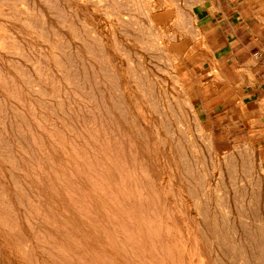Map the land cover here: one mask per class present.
Returning a JSON list of instances; mask_svg holds the SVG:
<instances>
[{
    "label": "rangeland",
    "instance_id": "obj_1",
    "mask_svg": "<svg viewBox=\"0 0 264 264\" xmlns=\"http://www.w3.org/2000/svg\"><path fill=\"white\" fill-rule=\"evenodd\" d=\"M72 1L73 0H63V1L55 0V3L52 2V4L49 3L45 5V2H44L42 4L37 3L34 5V0H31V1L30 0H9V1L0 0V20H1L0 25L2 24L0 27V40L5 42L4 44L10 48V50H8L9 48H6L5 51L0 50V53H1L0 54L1 55L0 56V70L2 69V71H0V79H1L0 80V92L3 91V93L1 92L3 96L1 95L2 97H0V100L2 98L4 99L0 101L2 102V106L4 102L7 100L5 103L7 107L5 105L4 107H2V109L3 108L5 109L6 107L5 109L6 113L4 109L0 111V113L2 112L0 114L1 115L0 118H2L0 119V125H1L0 132H2L0 133L1 134L0 145L3 144L2 142L7 140L6 142H4L3 145L0 146V157L3 158L2 163L5 166V168L9 169L11 173H14L16 172V167L18 168L19 166V165L18 166L15 165L16 163L10 164L11 162H7L9 155L7 156L4 154L5 152L9 154L10 151L7 152L6 148L8 146L11 148L14 145L15 146V147L13 146L14 150L12 151V153L10 152L11 153L10 156L15 152L16 153L13 154L12 157L14 155H18V157L19 155L21 156L23 155L22 157L20 156V158H23L29 161V163L27 164L28 166H31L33 169L31 170L30 169L31 167H29V170H31V173L35 171L34 172L35 174H40V176L41 177L43 176L42 178L44 179H46V177L47 179L52 178L56 182L58 181V179L63 178L64 180L67 181L68 178L71 179L72 173H79V174L85 173V174H82V179L83 180L85 179L84 180L85 182L82 185L80 184V186L83 187V190L75 191L74 190V187L76 186L75 183L74 185L71 182V180L68 179V182L66 183V185H64L65 182L63 184L60 183L62 182V179H61V181L59 180L56 183L53 180H50V182L52 183L53 181L56 185H58L56 186L58 188H62L63 186L69 187L71 188L70 191L60 189V193L57 194L56 192H53L51 190L49 191L43 190V193L44 195H46L47 197H50L53 200V203L49 202L51 205L48 203L49 209H47V211L52 210L55 212L54 215L57 216V218H55L54 220L55 227L57 228L59 235L65 238L64 242H61V243L67 245V247H68V244L71 245L72 249L73 248L78 249L80 252L79 255L84 260L85 259L88 260L90 264H167V263L168 264L170 263L172 264H177V263L178 264H205V263L206 264H212V263L213 264L215 263L216 264H228V263H231L232 259H236L238 257V254H240V250L242 249L244 250L242 251L247 254V259L249 258L252 264H264V169L261 163H259L258 154L254 149H251L250 147L242 143L236 144L235 147L231 151H225V150L218 149L215 146V141H214L216 137L213 131L211 130L210 124L205 122L207 118L205 117V114H203L201 110V106L208 109L209 107L215 106V105L214 103L213 104L210 103L208 100L203 101V105H200L197 102V99L199 97H201L202 99L212 98L214 102L217 97L224 98L231 94H234L235 92L234 90L236 88L233 89L230 83L232 84V80L234 83H236L235 81H237V77H235L234 73H232L231 71H226V70L220 71L217 69H213L215 65L212 62H210V58L208 57L209 56L208 48H210V44H209L210 42L208 39L204 38L205 33L203 31V28L202 29L199 28L197 19L192 13L191 8L185 7L186 0H77V1L75 0L73 1L74 3ZM249 1H250L249 6L248 7L246 6L243 9L244 11L243 14H244V19H245L243 26L245 27V29L240 30V32H243V34L246 32H254V34L257 37H259L260 54H262L260 55V65H262L260 68L261 69L260 77L264 78V0H249ZM86 2H90L91 6H89L90 5L89 3V4H86L88 5L87 7L85 5ZM94 2L96 4H94ZM14 4L15 5L17 4V5L15 6ZM17 6L18 8L16 9ZM28 10H29V13H28ZM43 10L45 11L44 12L45 14L43 13ZM46 12L48 15H50L49 17L46 16L47 15ZM51 20L54 22L52 23ZM86 22H88V24ZM54 25L56 26L57 29L55 28ZM3 26L5 27V29ZM7 26L10 28H8ZM20 27L21 29L25 30L24 31L25 35L28 36L29 34L28 32H31V34H33V35L29 34L28 36L29 38H31V40H33V41L30 40V42H33V43H30L27 36L23 35L24 34L22 32L23 30L21 31ZM61 29L65 31V34H64V31H62ZM19 30L21 31L20 33H19ZM77 34H80V37ZM17 35L18 37L22 36V38L21 37L17 38ZM45 35L47 36L44 37ZM66 36L69 40H67ZM32 37L35 38L37 41H35V39H33ZM39 37L43 39L42 45L39 43L40 41H42ZM73 37L76 39H74ZM70 40H72V43ZM82 40L84 41L85 45L83 43H80ZM61 41H64V43ZM36 42H38V44ZM54 42L56 45L54 44ZM76 42L77 43L79 42V44H77ZM242 42L245 45H247V42H249L248 37L247 38L245 37L244 40H242ZM75 44H77L78 48H75L77 47ZM37 45H41V48H39L40 46H37ZM45 45L47 48L45 47ZM34 47L37 49L35 50ZM55 48L58 51H56ZM66 49L67 51H65ZM42 50L44 51L43 52L44 54L41 52ZM89 51H91L90 52L91 55L90 53H88ZM3 52H4V56L6 57L7 55L9 56L8 57L9 59L7 58V60H2V58L6 59V57H4L2 54ZM62 53L64 54L63 56H62ZM36 54H37V57H36ZM84 54L87 57H85ZM46 55L48 56L49 60L51 59L50 62H52L53 64L48 61ZM89 55L91 57H89ZM64 56H65V59L63 58L64 59L63 60L62 57ZM43 59H45V61H43ZM19 61H20V64H18ZM38 61L40 63H38ZM69 61L71 64L68 63ZM21 62L23 64H21ZM48 63L50 64L49 66H47ZM78 64L82 67H80ZM5 66L7 67V69L5 68ZM45 66H46V69L44 68ZM22 67H23V70H22ZM60 67H64V68H60ZM66 67L67 68L70 67L69 68L70 71L67 70ZM34 68H36L37 70L36 69L34 70ZM72 68H74L73 71H71ZM42 69H44V72ZM56 69L59 71V73H57L58 71L57 72L55 71ZM86 69H87V72L85 71ZM96 69L98 71H96ZM39 70L42 72L41 74L40 72H38ZM81 70H84V71H81ZM45 71H48L47 74L45 73ZM61 71L64 73L65 76H63V73ZM7 72L8 73L13 72V73L12 74L9 73V75H7L8 74ZM72 72L74 75L72 74ZM18 73H20L21 76H19ZM76 73L80 74V77H79L80 79L77 77ZM81 73H84V74H81ZM1 74H4V75L1 76ZM49 74L51 76L53 74L55 75H53L54 77L52 76V79H51L50 78L51 76L46 77ZM11 75H14V76L12 77ZM33 75L35 76L33 77ZM37 75H41V76L43 75L45 78H43L42 76L40 79V77ZM241 75L242 77H240V80L246 79V76L243 72L241 73ZM7 76L9 77V81H7L8 79ZM83 76L85 79H83ZM74 77L78 78V80L75 79ZM99 77L102 79H100ZM136 77L137 78L139 77L140 79L138 78L136 81ZM57 78L60 79V83ZM131 78L137 83V85L136 83H134L133 80H131ZM28 79L31 81H34L37 79L41 81L42 83L44 81L46 83L48 82L47 86L44 82L45 84L44 90L46 89V92L43 91L44 93H47V95L45 94L46 95L45 96L43 95L44 93H42V95L41 94L37 95V97L35 95L34 97L33 94L29 93L31 91L27 92L28 90L26 86H27V83L29 82ZM54 79H57V81ZM64 79L65 80L68 79L69 82L70 81L71 82L68 83V81H65ZM71 79H73L74 81ZM2 80H4V82ZM11 81H13V84L15 81H19L20 84L18 82V83H15V85L13 84L11 85ZM96 81L99 82L100 84L97 83ZM8 82H10V84H8ZM3 83L4 84L6 83L7 85H4ZM52 83H54L53 86H52ZM48 84H50V86ZM56 84H58V86ZM64 84L66 85V87H64L65 86ZM59 85H62L64 90L61 89L62 86L60 87V89H58ZM21 86H24L25 89L22 90L23 87ZM54 86L58 88L55 87L56 88L55 89ZM110 86L112 87L111 92L109 91ZM13 87L15 88L13 89ZM19 87H21V90L24 91L26 95L23 92L21 93V90ZM8 88L10 89V91L14 90L13 93L6 92L5 89L7 90ZM139 88L142 90H139ZM50 89L51 91H48ZM131 89H133V91ZM58 90H61V91L59 92ZM92 90L94 93L92 92ZM64 91L66 93L68 91V93L64 94ZM62 92H63V95H62ZM13 94H15L16 96L14 97ZM30 94L33 96H31ZM95 94L97 96L96 99H94ZM100 94L102 95L101 97L103 99L100 97ZM106 96H108V98ZM24 97L25 98L27 97V98L25 99ZM33 97L35 98V100ZM46 97L47 99L49 98L48 102H46L47 101L45 99ZM56 97H58L59 99ZM98 97L100 98V100H98L99 99ZM8 98L12 102L14 100L13 103H17V104H11L12 102H10ZM37 99L39 101H36ZM66 99L67 101H65ZM115 99H117L118 102L121 104V105L120 104L118 105L120 106L118 109L119 110L121 109L120 111L124 110L123 112L125 116L123 115V112L120 113L119 110H117V107H113V106H112L113 108L111 107L112 109L108 108V110H110L111 115L109 113L106 116H108L110 119L113 116H114L113 118H117V119L120 118V123L127 121L126 123H123V124L125 125L127 123L128 124L130 123L134 127H137L136 130L141 129L140 125H144V124L147 125V127L142 126V129L143 131L144 130L147 131V135L149 137L146 136L147 141L143 138H142V141L139 138H136L135 142H136L137 147H145L148 145H152L150 149H151V152L154 154L155 153L158 154L159 152L162 154L163 153L172 154V159L169 161L159 156L156 157L154 163H152V168L153 166L154 168H153V172L151 169V172L154 174V176H155V172H158L159 175L155 176V180L152 184L150 183L143 184L142 182L140 183L135 182L134 180L135 179L137 180L138 177L133 167L134 163L132 164L130 163L128 165L127 163H123V164L120 163L121 161H123V159L120 155L119 157L121 159L117 156L118 153L116 152V150H114L113 152L112 150L114 149L113 147L111 148V146H107V144H106V147H103V148L98 144L96 146L95 139H91L90 143L93 142L92 146L86 143L87 140L85 137L88 134V131L92 129L95 125H97L96 124L97 122L99 125H101L100 123L102 121L100 120V117L102 116L101 115L102 112H100V109L103 106L102 104L106 103L107 101L109 102V100L113 104L115 102ZM105 100L106 102H104ZM55 101L57 102L55 103ZM63 101L65 102L64 104H63ZM68 101H69V104L71 103L70 106L68 104ZM96 101H97V104H96ZM100 102H103V103H100ZM9 103L11 104V106ZM28 103L31 109L28 107ZM66 103H67V106L65 107ZM45 104L48 106V108H46ZM59 104L62 106V108L61 106H58ZM133 104H135L136 106H134ZM18 106L24 109L25 111L22 112L23 110H21ZM78 106H80V109L78 108ZM91 106L95 107L96 110L91 108ZM13 107H16V108L12 110ZM73 107L74 109H72ZM140 107L143 109H141ZM8 108L9 110L7 111ZM44 108L45 110H43ZM127 108L130 109L131 113L129 110H127ZM35 109L37 111L36 113L34 111ZM49 109L51 111H49ZM0 110H1V106H0ZM18 110H19V113H18ZM27 110H30V111L33 110V111L27 112ZM58 110H60L61 113L65 115L60 114V111L58 112ZM63 110L66 112L65 113L62 112ZM88 110L90 111L88 112ZM126 110L129 111V113ZM139 111L140 113L141 111H143L142 112L143 114H140ZM4 113L8 114L9 116L14 115L16 113L14 116L16 118L12 116L11 117L12 119L11 118L9 119V116L7 115L6 117ZM24 113H26V115H24ZM31 113H33L34 115H32ZM55 113H57V115H55ZM85 113L90 114V115H86ZM118 113L121 114L120 115L121 117H118L119 116ZM76 114H77V118L75 116ZM28 115H29V119L27 118ZM41 116H46V118L42 117L43 118V121H42L40 120ZM56 116L58 117L56 118ZM142 116L145 119L142 118ZM58 118L60 119L62 118L63 120H60ZM7 119L10 121L13 120L12 121L13 124H11V122L8 121ZM46 119H48L47 120L48 123H46ZM52 120L53 121L56 120V123H54L55 121L53 122ZM68 120H71V123L78 125V126L70 124V121ZM74 120L76 121L75 123L73 122ZM94 120L96 122H94ZM7 121L8 123H6ZM16 121L18 122L20 121L21 126ZM29 121L30 123H33L34 125L33 127H31L32 124L30 125ZM40 121L41 122L45 121L43 123L42 128L39 127V125L41 126L42 124L40 123ZM80 121H83L82 122L83 124L85 123L84 126L90 127L89 124H91L92 127L82 129L84 126L79 125L81 123ZM136 121L139 123H137ZM51 122L53 123L52 125L49 124ZM4 124L5 125L7 124L6 125L7 127L5 126L6 128L4 127ZM64 125L67 128L70 126L71 127V128L69 127L70 130L69 128L68 129L65 128ZM152 125L153 126L155 125L156 128L154 127L155 128L154 129ZM28 126L30 127V129ZM49 126H52L50 128L51 130L49 129ZM9 127L11 128L14 127V129H11ZM15 127H17V129L19 128L21 131L16 132L17 129L15 130ZM56 127L59 128V131L61 134L59 133L58 129L54 130L56 133L55 132L53 133L52 129L53 128L55 129ZM63 127L66 131H64ZM8 128L9 130H12L8 132L9 137L8 135H5V133H7L8 131ZM76 128L78 131L76 130ZM26 129L28 131H23ZM44 129L48 130V132H46V130ZM87 129L88 131L86 132L85 130ZM94 130H95L94 134L96 133L99 134V136L97 137L102 138L103 136H106L105 131L102 132L101 130V133H100V131L97 128H95ZM94 130H92V133ZM184 130L186 131L185 133H184ZM75 131L77 133H75ZM14 132L17 134H15ZM18 132L20 136L18 135ZM33 132L35 133L37 132L36 133L37 135L33 134ZM45 132L47 134L51 133L50 135H47L48 139H50L49 140L50 143H48L49 142L47 141L48 139L45 138V135H46ZM157 132H158V136H157ZM22 133L25 135L24 139L26 140L24 141L26 144L24 143L23 140H21L23 138L22 136H24ZM25 133L28 135L27 137H29L28 138L29 142L35 145H31L27 141L28 139L26 138ZM63 133L66 135H63ZM38 134L40 136H38ZM57 134L59 137L60 135H63V136L62 138L60 137L62 140H59L56 142L55 140L60 139V138H57L58 137ZM113 134H115V132H113L112 130L110 132L109 131L107 132L106 138L108 141H111L115 137V135L113 137ZM189 134L191 136H189ZM51 135H52V139H54L53 141L50 138ZM67 135L69 136V138L67 137ZM81 135H83L84 137L83 136L81 137ZM5 136L7 139H5ZM41 136L43 137L41 138ZM31 137L33 140L31 139ZM37 137H40L41 139H44V140H41ZM12 138L13 140L15 139L14 142L11 141ZM2 139H4V141ZM35 139L36 140L39 139L40 141H42V149H41V146L39 145H38L39 147L37 146V143H35L36 141ZM67 140H70V141H67ZM80 140L82 142H85L86 145L82 143ZM9 141H11L12 145L10 144ZM60 141L61 143L63 142L64 147L67 148V150H65L66 148L64 149L65 152L69 151L68 154L70 153V155H72L73 152L75 151L73 148L75 145L74 143H76V145H78L79 147H83L85 151L82 148L81 157L79 158V155H77L78 154L77 153L76 155H74V158L76 160L75 162L81 160L84 163L81 161H79L80 163H75L74 160L72 161V159L70 158V155L68 157L60 155L61 152L59 150H56V151H59L58 154H56L54 152L55 150L53 151L52 148L54 145H57L55 143H58ZM15 142L16 143L18 142V143L15 144ZM45 142L49 144L48 145L49 147L51 146L50 147L51 150L48 148V146L46 147L47 144L45 145ZM6 143L7 145H5ZM65 143L67 144V146ZM20 144L23 146V148L22 146H20ZM27 145L29 148L27 147ZM16 147H19V149H17ZM70 147L72 148L69 149ZM15 148L17 151H15ZM35 148L38 150H35ZM79 149L81 148H78L77 151ZM105 149H107V151L108 150L110 151L106 152ZM46 150L47 151L50 150V151L47 152ZM70 150H72V152ZM20 151L21 153L17 154V152H20ZM40 151L43 152V154H41ZM25 152H26V155H24ZM36 152L39 154V156ZM45 152H47L48 154L52 153L51 155H53L55 160H52L53 161L52 162L50 155H48L47 153L45 154ZM33 153L35 154L36 158L34 157V159L36 160L35 161L31 160L32 161L31 163L29 158L33 157L34 155ZM79 154H80V150H79ZM27 155H30V156H27ZM44 155L49 156V158L47 156L48 160L47 158H45ZM5 156H7L6 157L7 159L5 158ZM88 156L90 158H88ZM38 157H41L42 159ZM11 158H9V161ZM77 158L79 160H77ZM37 159H40V161H38ZM113 159H115L116 161ZM43 160L47 165H43L44 163ZM46 161H48L49 163ZM77 164H80L82 167H84V169L88 168L89 171L87 170V172H83L80 170L81 168L80 169L75 168L74 166H76ZM129 167L133 169H130ZM43 169L46 171H43ZM73 169H76V171ZM154 169H155V172H154ZM51 170L52 171L58 170V171H55V172L53 171L51 174L50 173ZM62 171L63 173L65 172L66 176L65 174L63 175V177L61 176L63 174L61 173ZM119 171H122V173H120ZM138 171L140 170H137V172ZM69 172L70 173L72 172L71 175ZM118 172L120 173V175H118L119 174ZM42 173H44V175H41ZM132 173H133V176L135 175L134 177L132 176ZM163 173H169L171 178ZM79 174H78V177L80 180ZM126 174L128 177H126ZM50 175H52V177ZM86 175H88L87 178H84ZM121 175L126 178H129L130 176L129 178L130 180L127 181L128 179L125 178L126 181H124L123 183V181H121V178H122ZM0 178H1V182H0V189H1L3 185L6 186L8 183L5 182L3 175L2 176L0 175ZM107 178H109L110 180H107ZM111 178L114 180V182L111 180ZM208 178L210 179L212 178V179L209 180ZM32 179L33 181L31 180V184L33 185L34 189L37 187L44 186V184L42 185V183L39 181L38 177H33ZM169 179H171V182L169 181ZM156 181L157 182L159 181V182L157 183ZM125 182H127L128 184L126 185ZM107 184H109V187ZM209 184L211 186H209ZM142 185L145 187L139 190L138 187H142ZM172 185H173V189H172ZM177 185L180 187V189ZM242 186H244V188L246 189H244ZM56 187H53V188H56ZM160 187L162 188V190ZM208 187H209V190H208ZM127 188L128 190H126ZM144 189H146L147 191ZM164 189L165 190L167 189L168 192L166 191L163 193ZM220 190L222 191L221 193H220ZM166 193L168 194V196ZM38 194L42 195L39 192ZM38 194H36V196ZM125 194H128L129 197H127ZM14 195H17V193L16 194L14 193ZM121 195L122 196L124 195V196L121 197ZM216 195H218V197ZM219 195H221V199H223L222 201ZM34 196L35 194H33L32 196L33 199H34ZM91 196L94 198L95 197L97 198L108 197L107 199L109 200V203H110L109 205H112L111 208L109 207L108 209L110 210V212H113L115 210L114 208H116L115 210L116 213L120 211L121 217L124 218L120 220L121 223L115 225V223H113L114 221H111L112 223H110L109 224L110 226H109L107 225L109 222L106 221L105 223L104 221V223L106 224V227H105V224L103 223L104 219L100 220L103 224L97 225L101 223L98 220V218L100 219V217L94 216L93 218V216H90V220L92 224H94L92 225V227L94 226L95 227L98 226V227H97V230L94 229L95 227L94 228L89 227V229L90 228L91 229L87 231L84 228V225H85L84 223H86V225L88 226H90V224L87 222H84V218L79 213L80 210L75 205L78 202V200H80L83 197L82 198L83 200L81 202L84 205H86V208L93 207L91 206L90 202H88ZM70 197H73V200H75L76 202L75 201L71 202L72 200L70 199ZM27 198H29V196ZM111 200H114V201H111ZM195 201L196 203H194ZM100 202H102V200H100ZM198 202L200 203V206H198L200 211L202 213L203 211L207 212L209 216H208L207 224H203V223H202L203 225L200 224L199 229L196 231V234L198 237L196 238L197 239L196 240V239H192L188 237L187 235L188 233H187L185 226H187V229L191 226V218L193 217V215H196L195 213H198L197 212L198 208H196L195 210L196 204ZM118 203L119 205H116V207H114V204H118ZM216 203L218 204L216 205ZM106 204L108 205V203ZM223 204L224 206L227 207V209H229L228 211L231 212L232 215L229 213H226V214L223 213L227 211L226 207L224 206L222 207ZM2 206L3 205L1 204V207ZM209 206H212V207L210 208ZM118 207H119V210H117ZM178 207L180 208V210L178 209ZM86 208L84 209L85 213L87 211ZM102 208L103 207L99 206V208L97 209L101 210ZM10 209L11 208H9L8 211L11 213ZM97 209H95V212L98 211ZM177 210L179 211L178 213H177ZM4 211H5V207L4 208L2 207V209L0 208L1 213ZM10 213H9V216L13 218L12 214ZM60 213H62L65 217L63 218L62 223L60 222L61 220V218L59 217ZM43 214H45V212ZM210 214L212 217L210 216ZM198 216H200V218L203 219V215H198ZM228 216L230 217V219ZM52 217L53 216H51V218ZM58 218L60 220H58ZM95 218H97V220ZM209 219L211 223L209 222ZM57 220L59 223L57 222ZM186 221L188 223H186ZM95 222L97 224H95ZM224 222H226L228 225ZM209 223L212 227L211 229L209 228L210 226ZM119 225H122V226H119ZM28 227L30 228V226ZM99 227H102V228H99ZM79 228L83 229L81 234L84 236H80L78 239V236L81 235L80 232L78 231ZM158 230L161 232L162 240H161L160 234H156V233H160ZM6 232H7L6 234L7 239L9 240V241L7 240L6 244L12 245L13 247L14 243L18 242L16 239V237H18V232L13 229L9 230V228L7 229ZM125 232H127L128 235ZM30 233L33 236L32 240H34L35 244H36L37 239L41 240V244L42 243L44 244V242H46L45 240V238H47L46 235H45L46 237L44 238L43 234L41 235L36 234L35 236L33 232H30ZM88 233H89V237L87 235ZM95 233H97L96 237L98 238L99 242L96 238L91 236V235H94ZM98 235L100 236L98 237ZM112 235L114 236V239L116 238L115 240L112 238L113 237ZM103 236H105L104 237L105 240L103 239ZM85 237H87V243L89 244H86ZM151 237L154 239H152ZM238 239L241 241L243 248H241V244ZM111 240L116 243L113 244ZM100 241L102 242L104 241V243ZM108 241H110L111 243H109ZM195 243L197 244V247ZM41 244H38L37 242L38 247L45 248L46 244L45 245L43 244L41 245ZM80 244H84L82 248L79 247ZM125 244H127V246H124ZM28 245L29 243L26 241L24 244H22L21 250L26 251L25 249H27ZM108 245L110 247H108ZM198 245L201 247L199 248ZM109 251L113 253L111 254L109 253ZM41 252L42 251H40V253ZM1 255L3 256V253ZM42 255L39 254L36 257L26 256L22 264H37L38 261H39L38 262L39 264H42V262L43 264L44 263L49 264L50 262L52 264H64L61 258H56L55 260V259L48 258L46 257V255H44L46 257V258L44 257L45 258L44 259V258H41L43 257ZM38 256L41 260L38 258ZM48 259H50V261ZM213 259H215L216 262ZM44 260L47 261V263L44 262ZM65 261L71 264H81L78 261H73V260L66 259V258H65ZM202 261L203 263H201ZM5 262H6L5 258L0 259V264H5Z\"/></svg>",
    "mask_w": 264,
    "mask_h": 264
},
{
    "label": "bare ground",
    "instance_id": "obj_2",
    "mask_svg": "<svg viewBox=\"0 0 264 264\" xmlns=\"http://www.w3.org/2000/svg\"><path fill=\"white\" fill-rule=\"evenodd\" d=\"M9 1V0H8ZM31 1V0H30ZM61 1H63V0H61ZM73 1H75V0H73ZM72 1V2H73ZM77 1V0H76ZM45 2V5L46 4H52V2H54L55 3V0H34V5L35 4H42V3H44ZM96 2V1H95ZM94 2V4H96ZM19 3V2H18ZM71 3V2H70ZM74 3V2H73ZM79 3V2H78ZM77 3V4H78ZM90 2H86L85 3V5L86 4H89ZM64 4V3H63ZM15 5V4H14ZM17 5V4H16ZM15 5V6H16ZM20 6V5H19ZM87 7H88V5H86ZM89 6H91V3H90V5ZM43 7V6H42ZM58 7V6H57ZM18 8V6L16 7V9ZM37 8V7H36ZM59 8V7H58ZM71 8V7H70ZM83 8V7H82ZM85 8V7H84ZM22 9V8H21ZM20 9V10H21ZM30 9V8H29ZM41 9V8H40ZM46 9V8H45ZM49 9V8H48ZM27 10V9H26ZM73 10V9H72ZM23 11H24V9H23ZM32 11V10H31ZM45 11L43 10V13H44ZM70 12V11H69ZM101 12V11H100ZM28 13H29V10H28ZM27 13V14H28ZM71 13V12H70ZM76 13H77V11H76ZM93 13V12H92ZM45 14V13H44ZM46 14H47V12H46ZM35 15V14H34ZM44 16V15H43ZM47 17H49L50 15H46ZM45 16V17H46ZM81 16H82V14H81ZM46 17V18H47ZM71 17V16H70ZM80 17V16H79ZM24 19V18H23ZM26 19V18H25ZM40 19V18H39ZM51 19V18H50ZM64 19V18H63ZM81 19H83V18H81ZM28 20V19H27ZM38 20V19H37ZM48 20V19H47ZM46 20V21H47ZM1 21V20H0ZM41 21V20H40ZM52 21V20H51ZM50 21V22H51ZM81 21V20H80ZM10 22V21H9ZM54 21H52V23H53ZM91 22V21H90ZM70 23V22H69ZM87 24H88V22H86ZM10 24V23H9ZM33 24V23H32ZM68 24V23H67ZM2 25V24H1ZM1 25H0V27H1ZM16 25V24H15ZM65 25V24H64ZM69 25V24H68ZM6 26V25H5ZM9 26V25H8ZM7 26V27H8ZM12 26H13V24H12ZM55 26V25H54ZM82 26V25H81ZM4 27V26H3ZM22 27V26H21ZM21 27H20V29H21ZM40 27V26H39ZM66 27V26H65ZM8 28H10V27H8ZM15 28V27H14ZM19 28V27H18ZM23 28V27H22ZM35 28V27H34ZM46 28V27H45ZM55 28H56V26H55ZM75 28H77V27H75ZM3 29V28H2ZM4 29H5V27H4ZM13 29V28H12ZM57 29V28H56ZM71 29V28H70ZM23 30V31H22ZM62 30V29H61ZM77 30V29H76ZM75 30V31H76ZM79 30V29H78ZM81 30V29H80ZM21 31L24 33L23 35H25V30L24 29H21ZM20 30H19V33L21 32ZM38 31H39V29H38ZM62 31H64V30H62ZM68 31V30H67ZM93 31H95V30H93ZM30 35H33V34H31V32H28ZM41 33V32H40ZM44 33H46V32H44ZM74 33V32H73ZM77 33V32H76ZM92 33V32H91ZM27 34V33H26ZM29 34H28V36H29ZM64 34H65V31H64ZM82 34V33H81ZM22 35V34H21ZM55 35H56V33H55ZM79 37H80V34H77ZM9 36H11V35H9ZM25 36H27V35H25ZM27 36V38L29 39V42H30V40H31V38H29ZM47 35H45L44 37H46ZM53 36V35H52ZM67 36H68V34H67ZM67 36H66V38H67ZM21 38H22V36H20ZM20 37H18V35H17V38H20ZM38 37V36H37ZM36 37V38H37ZM63 37H64V35H63ZM77 37V36H76ZM85 37V36H84ZM92 37V36H91ZM102 37V36H101ZM159 37V36H158ZM157 37V38H158ZM33 38V37H32ZM42 41H40L39 43L42 45V42H43V39L41 38V37H39ZM60 38H61V36H60ZM74 38V37H73ZM100 38V37H99ZM103 38V37H102ZM33 39H35V38H33ZM38 39V38H37ZM39 39V40H40ZM46 39V38H45ZM62 39H64V38H62ZM74 39H76V38H74ZM79 39V38H78ZM104 39V38H103ZM25 40H27V39H25ZM48 40V39H47ZM46 40V41H47ZM51 40V39H50ZM67 40H69L68 38H67ZM89 40V39H88ZM14 41H16V40H14ZM31 41H33V40H31ZM35 41H37L36 39H35ZM52 41V40H51ZM55 41H56V39H55ZM71 41V43H72V40H70ZM74 41V40H73ZM78 41H80V40H78ZM83 41V40H82ZM80 42V43H83L84 44V41L83 42ZM94 41V40H93ZM102 41V40H101ZM13 42V41H12ZM58 42V41H57ZM61 42H63L64 43V41H61ZM60 42V43H61ZM66 42V41H65ZM69 42V41H68ZM75 42V41H74ZM156 42V41H155ZM5 42H3V41H1L0 40V50H2V51H5L6 50V48H9L8 46H6L5 44H4ZM30 43H33V42H30ZM37 44H38V42H36ZM36 43H35V45H36ZM62 43V44H63ZM70 43V44H71ZM77 43V42H76ZM89 43V42H88ZM100 43V42H99ZM153 43V42H152ZM158 43V42H157ZM157 43H155V44H157ZM47 44V43H46ZM54 44H55V42H54ZM74 44V43H73ZM77 44H79V42L77 43ZM77 44H75L76 46H77ZM93 44V43H92ZM154 44V43H153ZM14 45V44H13ZM34 45V44H33ZM34 45V46H35ZM41 45H37V46H40L39 48H41ZM53 45V44H52ZM56 45V44H55ZM65 45V44H64ZM74 45V46H75ZM85 45V44H84ZM108 45V44H107ZM44 46V45H43ZM42 46V47H43ZM51 46V45H50ZM59 46V45H58ZM58 46H56V47H58ZM68 46H70V45H68ZM68 46H66V47H68ZM73 46V45H72ZM81 46V45H80ZM88 46H90V45H88ZM99 46V45H98ZM33 47V46H32ZM36 47V46H35ZM34 47V49L36 50L37 48H35ZM45 47H46V45H45ZM44 47V48H45ZM62 47V46H61ZM87 47V46H86ZM150 47V46H149ZM47 48V47H46ZM49 48V47H48ZM75 48H78V46L77 47H75ZM89 48V47H88ZM63 49H65V48H63ZM72 49V48H71ZM81 49V48H80ZM90 49V48H89ZM8 50H10V48L8 49ZM55 50H56V48H55ZM76 50V49H75ZM92 50V49H91ZM46 51V50H45ZM56 51H58V50H56ZM63 51V50H62ZM65 51H67V49L65 50ZM82 51V50H81ZM93 51V50H92ZM33 52V51H32ZM42 53L44 52L43 50L41 51ZM64 52V51H63ZM70 52V51H69ZM74 52V51H73ZM83 52V51H82ZM82 52H81V54H82ZM91 51H89L88 53H90ZM23 53H25V52H23ZM39 53V52H38ZM48 53V52H47ZM58 53V52H57ZM56 53V54H57ZM66 53V52H65ZM84 53V52H83ZM1 54V53H0ZM3 54V56H4V52L2 53ZM35 54V53H34ZM44 54V53H43ZM67 54V53H66ZM16 55V54H15ZM53 55V54H52ZM64 54L62 53V56H63ZM68 55V54H67ZM85 55V54H84ZM90 55H91V53H90ZM89 55V57H91ZM1 56V55H0ZM14 56V55H13ZM17 56V55H16ZM47 56V55H46ZM61 56V55H60ZM66 56V55H65ZM65 56L64 57H62V59L64 58L65 59ZM70 56V55H69ZM4 57H6V56H4ZM9 56L7 55V57H6V59H3L2 58V60H7V58H8ZM18 57V56H17ZM16 57V58H17ZM32 57V56H31ZM36 57H37V54H36ZM53 57V56H52ZM71 57V56H70ZM73 57V56H72ZM77 57V56H76ZM85 57H87L86 55H85ZM93 57V56H92ZM97 57V56H96ZM15 58V59H16ZM24 58V57H23ZM59 58H61V57H59ZM74 58V57H73ZM72 58V59H73ZM98 58V57H97ZM108 58V57H107ZM9 59V58H8ZM14 59V58H13ZM12 59V60H13ZM26 59V58H25ZM33 59V58H32ZM41 59V58H40ZM47 59H48V56H47ZM63 59V60H64ZM67 59H68V57H67ZM1 60V61H2ZM11 60V61H12ZM18 60H19V58H18ZM22 60V59H21ZM28 60V59H27ZM35 60V59H34ZM38 60V59H37ZM51 60V59H50ZM50 60L48 59V61L50 62ZM75 60V59H74ZM73 60V61H74ZM89 60V59H88ZM10 61V60H9ZM40 61V60H39ZM38 61V63H40ZM42 61V60H41ZM43 61H45V59H43ZM59 61H61V60H59ZM71 61V60H70ZM70 61L68 62V63H70ZM72 61V62H73ZM84 61H85V59H84ZM97 61V60H96ZM100 61V60H99ZM7 62V61H6ZM23 62H24V60H23ZM27 62V61H26ZM47 62V61H46ZM63 62V61H62ZM75 62V61H74ZM91 62V61H90ZM124 62V61H123ZM16 63V62H15ZM29 63V62H28ZM44 63V62H43ZM50 63H52V62H50ZM76 63V62H75ZM86 63V62H85ZM85 63H83V64H85ZM94 63V62H93ZM92 63V64H93ZM3 64H5V63H3ZM17 64V63H16ZM18 64H20V61L18 62ZM21 64H23L22 62H21ZM53 64V63H52ZM55 64V63H54ZM56 64H57V62H56ZM60 64H61V62H60ZM71 64V63H70ZM80 64V63H79ZM78 64V65H79ZM82 64V65H83ZM27 65V64H26ZM50 64L48 63V65L47 66H49ZM63 65V64H62ZM66 65H68V64H66ZM65 65V66H66ZM2 66V65H1ZM33 66V65H32ZM57 66V65H56ZM56 66H54V67H56ZM80 66V65H79ZM86 66V65H85ZM13 67H14V65H13ZM42 67V66H41ZM51 67V66H50ZM53 67V66H52ZM58 67V66H57ZM73 67V66H72ZM80 67H82V66H80ZM3 68V67H2ZM5 68L7 69V67L5 66ZM10 68V67H9ZM45 69H46V66L44 67ZM60 68H64V67H60ZM67 68V67H66ZM69 68L70 67H68L67 68V70H69ZM78 68V67H77ZM76 68V69H77ZM36 68H34V70H35ZM41 69V68H40ZM50 69V68H49ZM48 69V70H49ZM73 69L74 68H72V70L71 71H73ZM79 69V68H78ZM82 69V68H81ZM16 70V69H15ZM22 70H23V67H22ZM37 70V69H36ZM43 70V72H44V69H42ZM66 70V71H67ZM0 71H2V69L0 70ZM9 71V70H8ZM29 71H30V69H29ZM50 71V70H49ZM53 71V70H52ZM56 72L58 71L57 69L55 70ZM70 71V70H69ZM81 71H84V70H81ZM86 72H87V69L85 70ZM96 71H98L97 69H96ZM38 72H40V74L42 73L40 70L38 71ZM47 72L48 71H45V73L47 74ZM51 72V71H50ZM62 72V71H61ZM68 72V71H67ZM75 72V71H74ZM78 72V71H77ZM80 72V71H79ZM4 73V72H3ZM8 73V72H7ZM9 73H13V72H9ZM9 73L7 74V75H9ZM23 73V72H22ZM26 73V72H25ZM32 73V72H31ZM34 73V72H33ZM44 73V74H45ZM55 73V72H54ZM57 73H59V71L57 72ZM63 73V72H62ZM85 73V72H84ZM84 73H81V74H84ZM99 73V72H98ZM6 74V73H5ZM19 74V76H21L20 75V73H18ZM38 74V73H37ZM52 74V73H51ZM66 74V73H65ZM72 74H73V72H72ZM72 74H71V76H72ZM77 74V73H76ZM87 74V73H86ZM85 74V75H86ZM2 75H4V74H1V76ZM24 75V74H23ZM53 75H55V74H53ZM52 75V76H53ZM59 75V74H58ZM74 75V74H73ZM79 75V76H78ZM84 75V76H85ZM12 77L14 76V75H11ZM10 76V77H11ZM35 75H33V77H34ZM37 76H39L40 77V79H41V77L43 76H41V75H37ZM48 76H51L50 74L49 75H47L46 77H48ZM52 76L50 77L51 79H52ZM63 76H65L64 75V73H63ZM62 76V77H63ZM84 76H83V79H85L84 78ZM125 76V75H124ZM8 77V76H7ZM11 77V78H12ZM17 77V76H16ZM15 77V78H16ZM32 77V76H31ZM31 77H30V79H31ZM54 77V76H53ZM56 77V76H55ZM76 77V76H75ZM74 77V78H75ZM77 77L79 78L80 77V74L78 73L77 74ZM4 78V77H3ZM28 78V77H27ZM36 78V77H35ZM43 78H45L44 76H43ZM42 78V79H43ZM61 78V77H60ZM68 78V77H67ZM78 78H75V79H77L78 80ZM81 78H82V76H81ZM87 78V77H86ZM100 78V77H99ZM139 78V77H138ZM137 77H136V81H137V79H138ZM5 79V78H4ZM13 79V78H12ZM18 79V78H17ZM25 79V78H24ZM58 79V81H59V83H60V79L59 78H57ZM57 79H54V80H56L57 81ZM63 79V78H62ZM80 79V78H79ZM97 79H98V77H97ZM100 79H102V78H100ZM135 79V78H134ZM140 79V78H139ZM1 80V79H0ZM14 80V79H13ZM16 80V79H15ZM20 80V79H19ZM23 80V79H22ZM29 80V79H28ZM45 80V79H44ZM46 80H47V78H46ZM53 80V81H54ZM65 80V79H64ZM63 80V81H64ZM69 80H70V78H69ZM69 80L68 79H66L65 81H68V83H70L69 82ZM71 80H73V79H71ZM82 80V79H81ZM129 80V79H128ZM131 80H133L132 78H131ZM3 82H4V80H2ZM6 81V80H5ZM7 81H9V77H8V79H7ZM6 81V82H7ZM24 81V80H23ZM22 81V82H23ZM53 81H51V82H53ZM74 81V80H73ZM72 81V82H73ZM99 81V80H98ZM134 81V80H133ZM19 81H15L14 82V84H13V81H11V85L13 84V85H15V83H18ZM45 82V81H44ZM44 82L42 83L41 81H39V80H34V81H31V80H29V82L27 83V86H26V88H27V92H29V91H31V92H29V93H31V94H33L34 95V97H35V95H36V97H37V95H42V93H44L43 91H45L46 92V89L44 90V88H45V84H46V86H47V83L45 82V84H44ZM51 82H50V84H51ZM83 82V81H82ZM97 82V81H96ZM127 82V81H126ZM55 83V82H54ZM54 83H52V86H53V84ZM58 83V82H57ZM66 83V82H65ZM97 83H99V82H97ZM133 83V82H132ZM134 83H136L135 81H134ZM2 84V83H1ZM4 84V83H3ZM8 84H10V82H8ZM19 84H20V82H19ZM25 84V83H24ZM44 84V85H43ZM50 84H48L49 86H50ZM67 84V83H66ZM78 84V83H77ZM100 84V83H99ZM131 84V83H130ZM129 84V85H130ZM4 85H7L6 83L4 84ZM4 85H2V86H4ZM10 85V86H11ZM26 85V84H25ZM57 86H58V84H56ZM65 85V84H64ZM98 85V84H97ZM132 85V84H131ZM136 85H137V83H136ZM17 86V85H16ZM15 86V87H16ZM49 86H48V88H49ZM62 85H59V88L58 87H56V86H54V88L56 87V88H58V89H60V87H61ZM105 86H106V84H105ZM15 87H13V89L15 88ZM21 87H23L22 88V90L23 89H25V87L24 86H21ZM21 87H19L20 88V90H21ZM64 87H66V85L64 86ZM139 87V86H138ZM47 88V87H46ZM55 88V89H56ZM97 88V87H96ZM100 88V87H99ZM104 88H106V87H104ZM112 87L110 86V88H109V91L111 92L112 91V89H111ZM130 88V87H129ZM2 89H4V88H2ZM12 89V88H11ZM52 89H53V87H52ZM61 89H63L64 90V88H63V86H62V88ZM101 89V88H100ZM111 89V90H110ZM137 89V88H136ZM8 90V91H7ZM5 89V91L6 92H12L13 93V91L14 90H12V91H10V89L8 88V89ZM21 90V93L23 92L24 93V91H22ZM68 90V89H67ZM106 90H108V89H106ZM132 91H133V89H131ZM139 90H142V89H140L139 88ZM4 91V92H5ZM15 91H16V89H15ZM48 91H51V89L50 90H48ZM47 91V92H48ZM59 92L61 91V90H58ZM96 91H97V89H96ZM102 91V90H101ZM131 91V92H132ZM135 91H137V90H135ZM2 93H3V91H1ZM1 92H0V97H2L3 95L1 94ZM54 92H56V91H54ZM58 92V93H59ZM88 92V91H87ZM92 92H93V90H92ZM108 92V91H107ZM107 92H106V94H107ZM109 92V93H110ZM125 92V91H124ZM17 93H19V92H17ZM66 92L64 91V94H65ZM67 93H68V91H67ZM66 93V94H67ZM94 93V92H93ZM98 93V92H97ZM100 93V92H99ZM108 93V94H109ZM25 94V93H24ZM30 94V95H31ZM47 95V93H44L43 95ZM50 94H51V92H50ZM112 94V93H111ZM111 94H110V96H111ZM132 94V93H131ZM136 94V93H135ZM2 95V96H1ZM8 95V94H7ZM9 95H10V93H9ZM12 95V94H11ZM14 95V97L16 96L15 94H13ZM26 95V94H25ZM33 95H31V96H33ZM45 95V96H46ZM56 95V94H55ZM62 95H63V92H62ZM99 95V94H98ZM103 95H104V93H103ZM134 95V94H133ZM19 96H20V94H19ZM23 96V95H22ZM48 96H49V94H48ZM59 96V95H58ZM61 96V95H60ZM94 96V95H93ZM102 95L100 94V97H101ZM5 97V96H4ZM11 97V96H10ZM13 97V98H14ZM28 97V96H27ZM26 97V98H27ZM33 97V98H34ZM64 97H66V96H64ZM96 94H95V98L94 99H96ZM107 98H108V96H106ZM17 98V97H16ZM16 98H15V100H16ZM23 98V97H22ZM25 98V97H24ZM25 98V99H26ZM29 98V97H28ZM40 98V97H39ZM56 98H58V97H56ZM99 98V97H98ZM102 98V97H101ZM151 98V97H150ZM3 99V98H2ZM2 99L0 100V101H2ZM7 99V98H6ZM44 99V98H43ZM47 101L46 102H48V99H47V97L45 98ZM52 99H53V97H52ZM59 99V98H58ZM89 99V98H88ZM103 99V98H102ZM101 99V100H102ZM134 99V98H133ZM4 100V99H3ZM8 100L10 101V99L8 98ZM29 100V99H28ZM34 100H35V98H34ZM55 100H57V99H55ZM70 100V99H69ZM98 100H100V98L98 99ZM150 100V99H149ZM7 101V100H6ZM6 101L4 102V104H3V106H2V102H0L1 103V110L0 111H2L3 109H2V107H4V105H5V103H6ZM19 101V100H18ZM25 101V100H24ZM36 101H39L38 99L36 100ZM60 101V100H59ZM61 101H62V99H61ZM65 101H67V99L65 100ZM10 102H12V101H10ZM13 102H14V100H13ZM11 103V104H17V103ZM27 102V101H26ZM57 101H55V103H56ZM71 102V101H70ZM73 102V101H72ZM104 102H106V100L104 101ZM113 102V101H112ZM170 102V101H169ZM36 103V102H35ZM34 103V104H35ZM38 103V102H37ZM43 103H44V101H43ZM62 103V102H61ZM60 103V104H61ZM65 102L63 101V104H64ZM100 103H103V102H100ZM111 103V101L109 100V102L107 101L106 103H104V104H102L103 106L101 107V109H100V112H102L101 113V117H100V115H99V117H100V120L102 121L100 124L101 125H99L98 124V122L96 123L97 125H95L92 129H90L89 131H88V129L87 130H85L86 132L88 131V134L86 135V140H87V142L86 143H88V145H91L92 146V143H90L91 142V139H95V144H96V146H97V144L98 145H100L102 148L103 147H106V144H107V146H111V148L113 147L114 149H112L113 150V152H114V150H116V152L118 153V157H119V155L122 157V159H123V161H121L120 163H127V165L128 164H132V163H134V165H133V167H134V170L136 171L135 173H137V180L135 179L134 181L135 182H137V183H140V182H142L143 184L144 183H150V184H152L153 182H154V180H155V176H158L159 174H158V172H155V169H154V172H155V176H154V174L152 173L153 172V168H154V166H153V168H152V163H154V161H155V159H156V157H161V158H163V159H166L167 161H169V160H171L172 159V154H169V153H158V154H154V153H152L151 152V149H150V147H152V145H148V146H145V147H137L136 146V142H135V139L136 138H139L141 141H142V138L143 139H147L146 138V136L147 137H149L148 135H147V131H143V129H142V126H144V127H147V125H140V127H141V129L140 130H136V128L137 127H134L132 124H123V123H126V122H123V123H120V118H113L114 116H113V114H112V118L110 119L108 116H106V115H108L109 113H110V110H108V108H110V109H112L113 107H117V110H119L118 108L120 107V106H118L120 103L118 102V100L117 99H115V102L111 105L110 104ZM10 104V103H9ZM11 104H10V106H11ZM24 104V103H23ZM33 104V103H32ZM48 104V103H47ZM58 105V106H61V105ZM68 104H69V101H68ZM71 104V103H70ZM70 104H69V106H70ZM74 104V103H73ZM72 104V105H73ZM81 104H83V103H81ZM96 104H97V101H96ZM136 104V103H135ZM135 104H133L134 106H136ZM26 105H27V103H26ZM36 105V104H35ZM49 105V104H48ZM71 105V106H72ZM80 105V104H79ZM121 105V104H120ZM171 105V104H170ZM6 107H7V105H5ZM30 106H31V104H30ZM39 106V105H38ZM45 106H46V108H48V106L45 104ZM64 106V105H63ZM67 106V103H66V105H65V107ZM77 106V105H76ZM84 106V105H83ZM86 106V105H85ZM100 106V105H99ZM105 106V107H104ZM113 106V107H112ZM132 106V105H131ZM6 107H5V109H6ZM16 107H17V105H16ZM16 107H13L12 108V110L14 109V108H16ZM19 107V106H18ZM27 107V106H26ZM28 107H29V103H28ZM27 107V108H28ZM33 107V106H32ZM75 107V106H74ZM74 107L72 108V109H74ZM98 107V106H97ZM112 107V108H111ZM20 108V107H19ZM27 108H25V109H27ZM30 108V107H29ZM28 108V109H29ZM59 108V107H58ZM61 108H62V106H61ZM71 108V107H70ZM78 108L80 109V106H78ZM77 108V109H78ZM91 108H93V109H95L96 110V108L95 107H92L91 106ZM106 108V109H105ZM126 108V107H125ZM138 108H139V106H138ZM141 108V107H140ZM164 108V107H163ZM5 109H4V111H5ZM18 109V108H17ZM21 110H23L22 112H24L25 110L24 109H22V108H20ZM31 109V108H30ZM42 109V108H41ZM55 109V108H54ZM64 109V108H63ZM66 109V108H65ZM69 109V108H68ZM67 109V110H68ZM141 109H143V108H141ZM147 109H149V108H147ZM151 109V108H150ZM9 110V108L7 109V111ZM43 110H45V108L43 109ZM99 110V109H98ZM97 110V111H98ZM121 110V109H120ZM119 110V112L121 113V112H123V111H120ZM127 110H129L130 111V109H128L127 108ZM126 110V111H127ZM155 110H156V108H155ZM173 110V109H172ZM16 111V110H15ZM14 111V112H15ZM28 111H30V110H27V112ZM31 111H33V110H31ZM30 111V112H31ZM35 111V113L37 112L36 111V109L34 110ZM49 111H51L50 109H49ZM56 111V110H55ZM60 110H58V112H59ZM71 111H73V110H71ZM77 111V110H76ZM80 111V110H79ZM90 110H88V112H89ZM92 111V110H91ZM129 111H127L128 113H129ZM10 112V111H9ZM57 112V111H56ZM62 112H66V111H62ZM78 112V111H77ZM77 112H75V113H77ZM87 112V113H88ZM93 112V111H92ZM91 112V113H92ZM143 111H141V113H140V111H139V113L140 114H143L142 113ZM155 112V111H154ZM2 113V112H1ZM0 113V114H1ZM5 113H6V111H5ZM4 113V114H5ZM18 113H19V110H18ZM17 113V114H18ZM21 113V112H20ZM46 113H47V111H46ZM45 113V114H46ZM68 113V112H67ZM66 113V114H67ZM71 113V112H70ZM81 113V112H80ZM87 113H85L86 115H90V114H87ZM115 113V112H114ZM120 113H118L119 114V116L118 117H121L120 115ZM130 113H131V111H130ZM136 113V112H135ZM14 114V113H13ZM16 114V113H15ZM15 114L14 115H11V116H9L8 114H5V116L7 117V115L9 116V119L13 116H15ZM22 114V113H21ZM20 114V115H21ZM32 115H34L33 113H31ZM51 114H53V113H51ZM60 114H62L61 113V111H60ZM94 114V113H93ZM117 114V113H116ZM137 114V113H136ZM19 115V116H20ZM24 115H26V113H24ZM55 115H57V113H55ZM62 115H65V114H62ZM79 115V114H78ZM82 115H83V113H82ZM110 115H111V113H110ZM123 115H124V112H123ZM131 115V114H130ZM151 115V114H150ZM1 116V115H0ZM4 116V117H5ZM23 116V115H22ZM35 116H36V114H35ZM72 116H74V115H72ZM76 116V118H77V114L75 115ZM125 116V115H124ZM144 116V115H143ZM142 116V118H144ZM152 116V115H151ZM3 117V116H2ZM21 117V116H20ZM42 117H45L46 118V116H41V119L40 120H42L43 121V118ZM58 116H56V118H57ZM62 117V116H61ZM65 117V116H64ZM63 117V118H64ZM96 117V116H95ZM137 117V116H136ZM14 118H16V117H14ZM28 119H29V115H28V117H27ZM70 118V117H69ZM124 118V117H123ZM127 118V117H126ZM0 119H2V118H0ZM12 119V118H11ZM27 119V120H28ZM32 119V118H31ZM58 119H60V118H58ZM57 119V120H58ZM145 119V118H144ZM151 119H152V117H151ZM4 120V119H3ZM8 120V119H7ZM17 120V119H16ZM26 120V119H25ZM47 120L48 119H46V123H48L47 122ZM60 120H63L62 118L60 119ZM95 120H96V118H95ZM94 120V122H96ZM125 120V119H124ZM2 121V120H1ZM6 121V120H5ZM8 121H10V120H8ZM8 121L6 122V123H8ZM13 121V120H12ZM12 121H10L11 122V124H13V122ZM31 121V120H30ZM30 121H29V124L31 125L32 124V126L31 127H33L34 125H33V123H30ZM53 121V120H52ZM55 121V122H54ZM53 122L54 123H56V120H54ZM68 121H70V124H72V125H75V124H73V123H71V120H68ZM79 121V120H78ZM16 122H18V121H16ZM45 122V121H44ZM44 122H41L40 121V123H42L41 124V126L39 125V127H41L42 128V126H43V123ZM65 122V121H64ZM74 123L76 122L75 120L73 121ZM81 123L79 124V125H82V126H84V124L82 123L83 121H80ZM122 122V121H121ZM137 122V121H136ZM143 122V121H142ZM141 122V123H142ZM148 122V121H147ZM39 123V122H38ZM66 123H67V121H66ZM65 123V124H66ZM90 123V122H89ZM131 123H132V121H131ZM137 123H139V122H137ZM3 124V123H2ZM18 124L20 125L21 123H20V121L18 122ZM27 124V123H26ZM49 124H53L52 122L51 123H49ZM63 124V123H62ZM77 124V123H76ZM135 124V123H134ZM147 124V123H146ZM7 125V124H6ZM5 124H4V127L6 126ZM16 125H17V123H16ZM45 125V124H44ZM57 125V124H56ZM90 125V127H92L91 126V124H89ZM137 125V124H136ZM12 126H14V125H12ZM21 126V125H20ZM19 126V127H20ZM36 126V125H35ZM68 126V125H67ZM75 126H78V125H75ZM179 126V125H178ZM0 127H1V125H0ZM2 127H3V125H2ZM7 127V126H6ZM5 127V128H6ZM18 127V126H17ZM17 127H15V130L17 129ZM29 127V126H28ZM27 127V128H28ZM52 126H49V129L51 128ZM55 127V126H54ZM64 127H65V125H64ZM64 127H63V129H64ZM70 127V126H69ZM68 127V128H69ZM89 126L88 127H86V126H84L82 129H84V128H90ZM149 127V126H148ZM152 127L154 128H156V126L154 125H152ZM9 128H11V127H9ZM9 128H8V131H7V133L9 132V131H12V130H9ZM34 128H36V127H34ZM44 128V127H43ZM65 128H67V127H65ZM67 128V129H68ZM71 128V127H70ZM70 128H69V130H70ZM95 128H97L99 131H100V133H101V130H102V132H104L105 131V135L107 136V132L109 131H113V132H115V134H113V137H114V135H115V137L111 140V141H108L107 140V138H106V136H101L102 138H100V137H97V136H99V134L98 133H96V134H94L95 133ZM152 128V129H153ZM154 128V129H155ZM11 129H14V127H12ZM19 129V128H18ZM16 130V132L17 131H21L20 129L19 130ZM22 129V128H21ZM29 129H30V127H29ZM56 129H58V131H59V128H53L52 130H53V133L55 132L54 130H56ZM79 129V128H78ZM151 129V130H152ZM189 129V128H188ZM1 130H2V128H1ZM7 130V129H6ZM43 130V129H42ZM44 130H46V129H44ZM51 130V129H50ZM60 130H61V128H60ZM69 130H67V131H69ZM76 130H77V128H76ZM92 130H94L93 131V133H92ZM159 130V129H158ZM23 131H28L27 129L26 130H23ZM22 131V132H23ZM34 131V130H33ZM57 131V132H58ZM64 131H66L65 129H64ZM63 131V132H64ZM72 131V130H71ZM78 131V130H77ZM157 131V130H156ZM3 132H5V131H3ZM46 132H48V130H46ZM45 132V133H46ZM52 132V131H51ZM81 132H82V130H81ZM148 132H150V131H148ZM186 131L184 130V133H185ZM0 133H2V132H0ZM7 133H5V135H8V137H9V133L7 134ZM15 133V132H14ZM37 133V132H36ZM35 132H33V134H36ZM53 133H52V135H53ZM56 133V132H55ZM59 133H60V131H59ZM65 133V132H64ZM63 133V135H66V134H64ZM75 133H77L76 131H75ZM84 133V132H83ZM12 134H13V132H12ZM15 134H17V133H15ZM23 134V133H22ZM26 134V133H25ZM51 133H46V135H45V138H47L48 139V136L47 135H50ZM61 134V133H60ZM59 134V135H60ZM18 135L20 136V134H19V132H18ZM17 135V136H18ZM24 135V134H23ZM37 135V134H36ZM52 135L50 136V138H51V140L53 141L54 139H52ZM63 135H60V137L62 138V136ZM109 135H111V134H109ZM171 135V134H170ZM176 135V134H175ZM0 136H1V134H0ZM18 136V137H19ZM28 135L26 134V138L28 139L29 137H27ZM35 136V135H34ZM38 136H40L39 134H38ZM47 136V137H46ZM57 136H58V134H57ZM78 136V135H77ZM83 135H81V137H82ZM154 136V135H153ZM157 136H158V132H157ZM189 136H191L190 134H189ZM195 136V135H194ZM23 138L21 139V140H26V139H24V137H25V135L24 136H22ZM43 136H41V138H42ZM59 136L57 137V138H60ZM65 137V136H64ZM67 137L69 138V136L67 135ZM75 137H76V135H75ZM84 137V136H83ZM110 137H112V136H110ZM1 138V137H0ZM4 138V137H3ZM11 138V137H10ZM21 138V137H20ZM19 138V139H20ZM37 138H39V139H41L40 137H37ZM56 138V137H55ZM57 139V140H55L56 142L57 141H59V140H62V139ZM108 138H109V136H108ZM159 138V137H158ZM178 138H179V136H178ZM188 138V137H187ZM189 138H191V137H189ZM5 139H7L6 138V136H5ZM16 139H17V137H16ZM31 139H32V137H31ZM39 139H35L36 141H35V143H37V146L39 145V146H41V149H42V141H40ZM65 139H67V138H65ZM64 139V140H65ZM76 139H77V137H76ZM83 139V138H82ZM3 141H4V139H2ZM8 140H9V138H8ZM11 140V139H10ZM33 140V139H32ZM41 140H44V139H41ZM50 139H48L47 141H49ZM64 140H63V142H64ZM71 140V139H70ZM70 140H67V141H70ZM79 140V139H78ZM110 140V139H109ZM139 140V141H140ZM148 140H149V138H148ZM160 140H161V138H160ZM177 140H179V139H177ZM183 140H184V138H183ZM7 141V140H6ZM6 141H4V142H6ZM11 141H15V139L13 140V138H12V140ZM11 141H9L10 142V144H11ZM18 141V140H17ZM20 141V140H19ZM28 142H29V139L27 140ZM81 141V140H80ZM93 141V140H92ZM147 141V140H146ZM4 142H2L3 144H4ZM8 142V143H9ZM12 142V143H13ZM27 142V143H28ZM32 142H34V141H32ZM63 142L61 143V141L60 142H58V143H55V144H57V145H54L53 146V148H52V150L56 153V154H58V152L60 151L61 153H60V155H62V156H69L70 155V153L68 154V152H65V150H67V148L66 147H64V145H63ZM66 142V141H65ZM82 142V141H81ZM1 143V142H0ZM18 143V142H17ZM16 142H15V144H17ZM24 143H25V141H24ZM30 144H31V142H29ZM48 143H50V141L48 142ZM53 143V142H52ZM67 143V142H66ZM65 143V144H66ZM82 143H84L85 144V142H82ZM161 143H162V141H161ZM188 143V142H187ZM3 144H1V145H3ZM10 144H8V145H10ZM14 144V143H13ZM22 144V143H21ZM20 144V146H22ZM26 144V143H25ZM25 144H23V145H25ZM30 144H28V145H30ZM47 143L45 142V145H46ZM75 145H74V152H75V154H74V152H73V154L72 155H70V158L72 159V161L74 160V162L76 161L75 160V158H74V155H76L77 153V155H79V158L81 157V151H82V148L83 147H79L78 145H76V143H74ZM194 144V143H193ZM0 145V146H1ZM5 145H7V143L5 144ZM12 145V144H11ZM28 145H27V147H28ZM31 145H35V144H31ZM49 144H47L46 145V147L48 146ZM51 145V144H50ZM71 145H72V143H71ZM80 145V144H79ZM86 145V144H85ZM14 146V145H13ZM7 147L6 149H7V152H11L12 153V151L14 150V147ZM18 146V145H17ZM38 146V147H39ZM43 146H44V144H43ZM66 146H67V144H66ZM69 146H70V144H69ZM83 146V145H82ZM165 146V145H164ZM51 147V146H50ZM50 147L48 146V148L50 149ZM81 148V149H79L80 150V154H79V150L77 151V149L78 148ZM135 147H136V149H135ZM3 148H4V146H3ZM17 149H19V147H16ZM16 148H15V151H17L16 150ZM22 148H23V146H22ZM29 148V147H28ZM62 150H61V149ZM66 148V149H65ZM72 147H70L69 149H71ZM93 148H95V147H93ZM101 148V149H102ZM107 148H109V147H107ZM25 149V148H24ZM23 149V150H24ZM45 149V148H44ZM47 149V148H46ZM65 149V150H64ZM84 149V148H83ZM5 150V149H4ZM20 150H21V148H20ZM26 150V149H25ZM35 150H38V149H36L35 148ZM35 150H34V152H35ZM51 150V149H50ZM50 150H48V151H50ZM56 150H59V151H56ZM73 150V149H72ZM72 150H70L71 152H72ZM88 150V149H87ZM91 150V149H90ZM193 150V149H192ZM2 151V150H1ZM33 151V150H32ZM43 151V150H42ZM47 151V150H46ZM47 151V152H48ZM84 151H85V149H84ZM105 151L106 152H108V151H110V150H108L107 151V149H105ZM182 151V150H181ZM5 152V151H4ZM9 152V154L8 153H4L5 155H9V157H8V159L6 158L7 156H5V158L8 160L7 162H11L10 164H13V163H16L15 165H19L20 166V168H19V166H18V168L16 167V172H14V173H11V171H9V169H7V168H5V166L3 165V163H2V159L3 158H1L0 157V175L2 176L3 175V177H4V180H5V182H7L8 184L6 185V186H4L3 185V187L0 189V208L2 209V207L4 208L5 207V211L4 212H0L1 213V215H0V259L1 258H5V260H6V262H5V264H22L23 262H24V258L26 257V256H34V257H36L37 255H42V254H44V255H46V257H48V258H51V259H55L56 260V258H61L62 260H63V262H64V264H71V263H69V262H66L65 261V258L66 259H70V260H73V261H78V262H80L81 264H90L89 263V261L88 260H84L79 254H80V252H79V250L78 249H76V248H71V245H69L68 244V247H67V245H65V244H62L61 242H64V240H65V238H63L61 235H59V233H58V230H57V228L55 227V218H57V216L56 215H54V211H47V209H49V204L52 202L53 203V200L50 198V197H47L46 195H44V193H43V190L44 191H46V190H51V191H53V192H56L57 194L58 193H60V189H64V190H66V191H70L71 190V188H69V187H62V188H58V187H56V186H58V185H56L55 183L56 182H58L59 180L61 181V179H62V182H60L61 184H63L64 182V185H66V183L68 182V179H70V178H68L67 179V181L66 180H64L63 178H61V179H58V181H54L52 178H50V179H47V177H46V179H44V178H42L41 176H40V174H35L34 172L33 173H31V170H33L32 169V167L31 166H28V164L27 163H29V161H27V160H25V159H23V158H20V156L21 155H19V157H18V155H14L13 157H12V155L13 154H15V153H13L11 156H10V153ZM27 152V151H26ZM26 152H25V154L24 155H26ZM38 152V151H37ZM36 152V153H37ZM44 152V151H43ZM43 152H41L40 151V153L41 154H43ZM47 152H45V154L47 153ZM54 152H53V154H54ZM19 153H21V151L20 152H17V154H19ZM32 153V152H31ZM30 153V154H31ZM34 154V153H33ZM38 154V153H37ZM36 154V155H37ZM48 154V153H47ZM52 154V153H51ZM51 154H48V155H50V158H51V161L52 160H55V158L53 157V155H51ZM32 155V154H31ZM47 155V156H48ZM23 156V155H22ZM21 156V157H22ZM27 156H30V155H27ZM38 156H39V154H38ZM45 156V158H47V156L46 155H44ZM54 156H55V154H54ZM95 156V155H94ZM4 157V156H3ZM12 157V158H11ZM34 157H35V154L33 155V157H30L29 159H30V162L32 163V161L31 160H33V161H35L36 159H34ZM42 157H43V155H42ZM78 157V156H77ZM83 157V156H82ZM112 157V156H111ZM117 157V158H118ZM9 158H11L10 159V161H9ZM25 158V157H24ZM33 158V159H32ZM36 158V157H35ZM38 158H40V159H42L41 157H38ZM48 158H49V156H48ZM48 158H47V160H48ZM87 158V157H86ZM88 158H90L89 156H88ZM120 158V157H119ZM197 158V157H196ZM40 159H37L38 161H40ZM84 159V158H83ZM121 159V158H120ZM199 159H200V157H199ZM218 159V158H217ZM77 160H79L78 158H77ZM113 160H115V159H113ZM4 161H6V160H4ZM37 161V162H38ZM49 161H50V159H49ZM79 161H81V160H79ZM79 161H77V162H75V163H80ZM116 161V160H115ZM6 162V163H7ZM42 162V161H41ZM43 162H44V160H43ZM46 162H48V161H46ZM53 162V161H52ZM81 162H83V161H81ZM88 162V161H87ZM104 162V161H103ZM19 163V164H18ZM34 163V162H33ZM49 163V162H48ZM84 163V162H83ZM6 165V164H5ZM32 165V164H31ZM43 165H47L45 162L43 163ZM115 165V164H114ZM13 166V165H12ZM34 166V165H33ZM37 166V165H36ZM77 166V167H76ZM76 166H74L75 168H81L80 170L81 171H83V172H87V170H88V168L87 169H84V167H82L80 164H77ZM81 166V167H80ZM101 166H102V164H101ZM105 166V165H104ZM116 166V165H115ZM115 166H114V168H115ZM14 167V166H13ZM29 167H31L30 169L31 170H29ZM45 167V166H44ZM52 167V166H51ZM55 167V166H54ZM91 167H92V165H91ZM128 167V166H127ZM53 168V167H52ZM117 168V167H116ZM120 168V167H119ZM130 169H133V168H131V167H129ZM18 169V170H17ZM51 169V168H50ZM90 169V168H89ZM106 169V168H105ZM121 169V168H120ZM130 169H128V170H130ZM151 169H152V172H151ZM194 169V168H193ZM14 170H15V168H14ZM73 170H75L76 171V169H73ZM118 170V169H117ZM127 170V169H126ZM133 170V171H134ZM137 170H140V171H142V172H140V171H138L137 172ZM169 170H170V168H169ZM190 170V169H189ZM43 171H46V170H44L43 169ZM54 172L55 171H58V170H53ZM52 170L50 171V173L52 174V172H53ZM80 171V172H81ZM89 171V170H88ZM125 171V170H124ZM120 173H122V171H119ZM118 172V173H119ZM130 172V171H129ZM128 172V173H129ZM132 172V171H131ZM170 172H171V170H170ZM193 172V171H192ZM31 173V174H30ZM47 173V172H46ZM61 173H63V171L61 172ZM60 173V174H61ZM70 173V172H69ZM72 173V172H71ZM71 173H70V175H71ZM89 173V172H88ZM112 173V172H111ZM120 173L118 174V175H120ZM126 173V172H125ZM141 173V174H140ZM57 174H58V172H57ZM60 174H59V176H60ZM65 174V172L61 175L62 177H63V175ZM78 174L79 173H72V175H71V182L74 184H76V186L74 187V190L75 191H78V190H83V187L82 186H80V184L82 185V184H84V180L82 179V174H85V173H80L79 175H80V180H79V177H78ZM163 174H165V175H167V176H169L170 177V175H169V173H163ZM192 174V173H191ZM41 175H44V173H42ZM45 175H47V174H45ZM56 175V174H55ZM123 175V174H122ZM121 175V176H122ZM130 175V174H129ZM193 175V174H192ZM51 177H52V175H50ZM65 176H66V174H65ZM84 176V175H83ZM87 176L88 175H86L84 178H87ZM131 176V175H130ZM130 176H129V178H130ZM132 176H133V173H132ZM135 176V175H134ZM133 176V177H134ZM33 177H38L39 178V181L42 183V185L44 184V186H42V187H37V188H33V185L31 184V180L33 181ZM72 177H73V179H72ZM106 177V176H105ZM126 177H128L127 176V174H126ZM126 177H123L122 176V178H121V181H123V183H124V181H126V179H128L127 181H129L130 179L129 178H126ZM126 178V179H125ZM136 178V177H135ZM167 178V177H166ZM171 178V177H170ZM134 179V178H133ZM168 179V178H167ZM205 179V178H204ZM209 180H211L210 178H208ZM215 179V178H214ZM50 180H53L52 181V183H54V184H52L51 182H50ZM87 180V179H86ZM104 180H106V179H104ZM107 180H110L109 178H107ZM111 180L114 182V180L111 178ZM161 180V179H160ZM175 180V179H174ZM209 180H208V182H209ZM218 180V179H217ZM216 180V181H217ZM169 181L171 182V179H169ZM213 181V180H212ZM215 181V180H214ZM242 181V180H241ZM0 182H1V178H0ZM112 182V183H113ZM157 182V181H156ZM159 182V181H158ZM157 182V183H158ZM165 182H167V181H165ZM176 182V181H175ZM250 182V181H249ZM136 183V184H137ZM160 183H162V182H160ZM181 183V182H180ZM183 183V182H182ZM214 183V182H213ZM74 184V185H75ZM125 184L127 185L128 183L127 182H125ZM132 184V183H131ZM135 184V183H134ZM164 184H166V183H164ZM208 184V183H207ZM79 185V186H78ZM108 185V187H109V184H107ZM146 185V184H145ZM163 185V184H162ZM162 185H160V186H162ZM214 185V184H213ZM217 185V184H216ZM240 185V184H239ZM242 185V184H241ZM56 187V188H53V187ZM112 186V185H111ZM116 186V185H115ZM147 186V185H146ZM178 186V185H177ZM209 186H211L210 184H209ZM218 186V185H217ZM237 186V185H236ZM59 187H61V186H59ZM125 187H127V186H125ZM124 187V188H125ZM131 187V186H130ZM145 186H143L142 185V187H138V189L140 190L141 188L143 189ZM163 187H165V186H163ZM169 187V186H168ZM175 187V186H174ZM179 187V186H178ZM215 187V186H214ZM238 187V186H237ZM243 188H244V186H242ZM253 187V186H252ZM73 188V187H72ZM154 188V187H153ZM152 188V189H153ZM161 188V187H160ZM194 188V187H193ZM206 188H207V186H206ZM217 188V187H216ZM236 188V187H235ZM99 189V188H98ZM151 189V190H152ZM170 189V188H169ZM172 189H173V185H172ZM178 189V188H177ZM179 189H180V187H179ZM244 189H246V188H244ZM63 190V191H64ZM74 190H73V192H74ZM120 190V189H119ZM126 190H128V188L126 189ZM144 190H146V189H144ZM161 190H162V188H161ZM165 190V189H164ZM163 190V193L164 192H166L167 191V189L164 191ZM207 190V189H206ZM208 190H209V187H208ZM227 190V189H226ZM88 191V190H87ZM147 191V190H146ZM153 191V190H152ZM182 191V190H181ZM213 191H214V189H213ZM236 191V190H235ZM35 192H37V193H35ZM38 192L39 193H41L42 195H40V194H38ZM168 192V191H167ZM209 192V191H208ZM222 191L220 190V193H221ZM14 193L16 194L17 193V195H14ZM169 193H170V191H169ZM33 194H35V196H34V199L32 198V196H33ZM36 194H38L37 196H36ZM167 194V193H166ZM165 194V195H166ZM213 194V193H212ZM242 194H243V192H242ZM127 197H129L128 196V194H125ZM191 195V194H190ZM29 196V198H27ZM61 196V195H60ZM98 196V195H97ZM124 196V195H123ZM122 195H121V197H123ZM125 196V197H126ZM143 196V195H142ZM145 196H146V194H145ZM167 196H168V194H167ZM211 196V195H210ZM213 196V195H212ZM217 197H218V195H216ZM220 196V199H221V195H219ZM226 196H228V195H226ZM104 197H106V196H104ZM115 197V196H114ZM113 197V198H114ZM150 197H152V196H150ZM191 197V196H190ZM241 197V196H240ZM76 198V197H75ZM83 198V197H82ZM80 199V200H78V202L76 203V207L80 210L79 211V213L81 214V216L84 218V222H87V223H89L90 224V226H88V225H86V223H84L85 225H84V228L87 230V231H89L90 229H89V227H92V225H94V224H92V222H91V220H90V216H93V218H94V216L96 217V216H99L100 217V219L98 218V220L100 221V220H103V223H104V221H105V223H106V221H108L107 223V225H109L110 223H112L111 221H114L113 223H115V225H117V224H119V223H121L120 222V220L123 218V217H121V214H120V211L118 212V213H116L115 212V210H116V208H114L115 210L113 211V212H110V210L108 209L109 207L111 208V206L112 205H109L110 203H109V200L107 199L108 197H106V198H103V197H101V198H97V197H92L91 196V198H89V200H88V202H90V204H91V206H93V207H87L86 208V205H84L81 201L83 200V199ZM116 198H118V197H116ZM214 198V197H213ZM16 199H17V201H16ZM61 199H62V197H61ZM70 199L72 200H70L71 202H73V201H75V200H73V197H70ZM124 199V198H123ZM140 199V198H139ZM144 199V198H143ZM199 199V198H198ZM212 199V198H211ZM100 200H102V202H100ZM104 200V201H103ZM116 200V199H115ZM120 200V199H119ZM151 200V199H150ZM223 199H221V201H222ZM228 200H229V198H228ZM227 200V201H228ZM59 201H61V200H59ZM111 201H114V200H111ZM218 201V200H217ZM50 202V203H49ZM76 202V201H75ZM116 202V201H115ZM215 202V201H214ZM49 203V204H48ZM106 203H108V205L106 204ZM112 203V202H111ZM114 203V202H113ZM117 203V202H116ZM194 203H196V201L194 202ZM1 204L3 205L2 207H1ZM56 204V203H55ZM73 204V203H72ZM75 204V203H74ZM197 204H199V205H197ZM196 204V207H195V210H196V208H198V206H200V203L198 202ZM218 203H216V205H217ZM229 204V203H228ZM51 205V204H50ZM57 205V204H56ZM116 205H119V203L118 204H114V207H116ZM121 205V204H120ZM213 205V204H212ZM220 205V204H219ZM99 206H101V207H103V208H105V209H101V210H98L97 208H99ZM173 206H175V205H173ZM224 206V204L222 205V207ZM48 207V208H47ZM52 207V206H51ZM51 207H50V209H51ZM193 207V206H192ZM210 208L212 207V206H209ZM220 207V206H219ZM224 207H226V206H224ZM9 208H11L10 210H11V213L8 211V209ZM86 208V213H85V211H84V209ZM44 209H45V211H44ZM95 209H97L98 211L97 212H95ZM178 209L180 210V208L178 207ZM215 209V208H214ZM89 210V211H88ZM117 210H119V207L117 208ZM176 210V209H175ZM192 210V209H191ZM201 210H202V208H201ZM223 210V209H222ZM227 210V211H226ZM226 210H224V211H226V212H223L224 214H226V213H229V214H231L232 215V213L231 212H229L228 210L229 209H227V207H226ZM42 211H44L45 212V214H43L44 212H42ZM211 211V210H210ZM219 211H221V210H219ZM53 212V213H52ZM179 211L177 210V213H178ZM181 212V211H180ZM197 212L198 213H195L196 215H193V217L191 218V226L189 227V225H188V229H187V226H185V228H186V230H187V235H188V237H190V238H192V239H196V238H198L197 237V234H196V231L199 229V227H200V224H207V220H208V216H209V214L207 213V212H205V211H203V213L200 211V209L198 208L197 209ZM212 212V211H211ZM9 213L10 214H12V216H13V218L12 217H10L9 216ZM192 213V212H191ZM50 214H51V216H53L52 218H51V216H50ZM53 214V215H52ZM181 214V213H180ZM194 214V213H193ZM221 214V213H220ZM228 214V215H229ZM185 215V214H184ZM198 215H203V219H201L200 218V216H198ZM222 215V214H221ZM56 216V217H55ZM126 216V215H125ZM210 216H211V214H210ZM59 217L61 218V220L58 218V220H60V222L62 223L63 222V218H65L64 217V215L62 214V213H60L59 214ZM212 217V216H211ZM229 217V216H228ZM238 217V216H237ZM97 218H95L96 220H97ZM102 218V219H101ZM126 218V217H125ZM187 218V217H186ZM95 219H93V220H95ZM124 219V218H123ZM162 219V218H161ZM224 219H226V218H224ZM229 219H230V217H229ZM246 219V218H245ZM58 220H57V222H58ZM249 220V219H248ZM123 221V220H122ZM158 221V220H157ZM160 221V220H159ZM234 221V220H233ZM236 221V220H235ZM98 222V221H97ZM101 222V221H100ZM161 222V221H160ZM185 222V221H184ZM209 222H210V219H209ZM231 222V221H230ZM59 223V222H58ZM99 223V222H98ZM102 222L100 223V224H97L96 222H95V224H97V225H101V224H103ZM104 223V224H105ZM126 223V222H125ZM145 223V222H144ZM186 223H188L187 221H186ZM211 223V222H210ZM210 223H209V225H210ZM224 223H226V222H224ZM185 224V223H184ZM202 224V225H203ZM227 224V223H226ZM228 225V224H227ZM28 226H30V228L28 227ZM110 226V225H109ZM119 226H122V225H119ZM83 227V226H82ZM95 227V226H94ZM94 227H92V228H94ZM98 227V226H97ZM97 227H95L94 229H96L97 230ZM105 227H106V224H105ZM204 227V226H203ZM9 228V230H11V229H13V230H15V231H17L18 232V237H16V239H17V241L18 242H16V243H14V246L12 247V245H7L6 243H7V236H6V234H7V229ZM70 228V227H69ZM99 228H102V227H99ZM107 228H109V227H107ZM209 228L211 229L212 227H211V225L209 226ZM234 228V227H233ZM232 228V229H233ZM126 229V228H125ZM219 229V228H218ZM231 229V230H232ZM76 230V229H75ZM124 230V229H123ZM147 230V229H146ZM78 231L80 232V234L82 233V231H83V229H78ZM125 231V230H124ZM159 231V230H158ZM6 232V233H5ZM30 232H33L34 234H35V236H36V234L37 235H41V234H43V237L45 238L46 236H47V238H45V240H46V242H44V244L43 245H45L46 244V246H45V248H42V247H38V245H37V242H38V244H41V240H39V239H37L36 240V244L34 243V240H32V238H33V236L31 235V233ZM95 232V231H94ZM160 232V231H159ZM163 232H165V231H163ZM211 232V231H210ZM229 232V231H228ZM231 232V231H230ZM85 233H87V232H85ZM90 233V232H89ZM89 233L87 234L88 235V237H89ZM116 233H117V231H116ZM125 233H127V232H125ZM128 233H129V231H128ZM128 233H127V235H128ZM185 233V232H184ZM198 233V232H197ZM235 233V232H234ZM99 234V233H98ZM103 234V233H102ZM124 234V233H123ZM156 234H160V237H161V232L160 233H156ZM164 234V233H163ZM236 234V233H235ZM46 235V236H45ZM96 235H97V233H95L94 235H91L92 237H94V238H96L97 240H98V238L96 237ZM114 235H115V233H114ZM117 235V234H116ZM185 235V234H184ZM233 235V234H232ZM237 235V234H236ZM11 236V235H10ZM35 236H34V238H35ZM74 236V235H73ZM80 236H84V235H79L78 236V239H79V237ZM100 235H98V237H99ZM113 236V235H112ZM234 236V235H233ZM75 237V236H74ZM104 237L105 236H103V239H104ZM122 237V236H121ZM120 237V238H121ZM238 237V236H237ZM237 237H236V239H237ZM40 238V237H39ZM101 238V237H100ZM99 238V239H100ZM110 238V237H109ZM113 239H114V236L112 237ZM123 238V237H122ZM152 238V237H151ZM159 238V237H158ZM212 238V237H211ZM10 239V238H9ZM16 239H14V240H16ZM43 239V238H42ZM102 239V240H103ZM112 239V240H113ZM116 239V238H115ZM114 239V240H115ZM118 239H119V237H118ZM152 239H154V238H152ZM156 239V238H155ZM205 239V238H204ZM89 240V239H88ZM105 240V239H104ZM111 240V241H112ZM113 240V241H114ZM124 240V239H123ZM157 240V239H156ZM159 240V239H158ZM161 240H162V237H161ZM197 240V239H196ZM234 240V239H233ZM239 240V239H238ZM240 240H241V238H240ZM239 240V242H240V244H241V241ZM9 241V240H8ZM11 241V240H10ZM13 241V240H12ZM28 242L29 243V245L27 246V249H25L26 248V246H25V250L26 251H23V250H21V246H22V244H24L25 242ZM42 241H44V240H42ZM85 241H86V244H89V243H87V237H85ZM112 241V242H113ZM117 241V240H116ZM125 241V240H124ZM199 241V240H198ZM235 241V240H234ZM98 242H99V240H98ZM100 242H102V241H100ZM109 243H111L110 241H108ZM195 242V241H194ZM236 242H238V241H236ZM13 243V242H12ZM102 243H104V241L102 242ZM101 243V244H102ZM114 243H116V242H113V244ZM196 243H197V241H196ZM195 243V244H196ZM201 243V242H200ZM41 244V245H42ZM67 244V243H66ZM107 244V243H106ZM161 244V243H160ZM205 244V243H204ZM237 244V243H236ZM41 245H39V246H41ZM84 244H80V248H82V246H83ZM123 246V245H122ZM124 246H127V244H125ZM123 246V247H124ZM199 246V245H198ZM24 247V246H23ZM37 247V248H36ZM108 247H110L109 245H108ZM161 247V246H160ZM159 247V248H160ZM196 247H197V244H196ZM196 247H195V249H196ZM201 246H199V248H200ZM241 248H243L242 247V244H241ZM245 249V248H244ZM198 250V249H197ZM238 250H239V248H238ZM243 250V249H242ZM242 250H240V254H238V257L236 258V259H232L231 260V263H228V264H252V262L250 261V259L248 260L247 259V254L245 253V252H243ZM40 251H42L41 253H40ZM196 251V250H195ZM197 252V251H196ZM3 253V256L1 255ZM109 253H113V252H111V251H109ZM211 253V252H210ZM215 253V252H214ZM44 255H42L43 257H41V258H44L45 256ZM114 255V254H113ZM232 256V255H231ZM45 257V258H46ZM38 258H39V256H38ZM44 258V259H45ZM40 259V258H39ZM30 260V259H29ZM36 260H38V259H36ZM41 260V259H40ZM49 261H50V259H48ZM54 260V261H55ZM215 262H216V260L215 259H213ZM213 260H212V262H213ZM181 261V260H180ZM39 262V261H38ZM37 262V264H39ZM44 262H46L47 263V261H45L44 260ZM168 262V261H167ZM166 262V263H167ZM214 262V263H215ZM32 263V262H31ZM41 263V262H40ZM201 263H203V261L201 262ZM222 263V262H221ZM42 264H43V262H42ZM45 264V263H44ZM48 264V263H47ZM49 264H52L51 262L49 263ZM168 264V263H167ZM170 264H172V263H170ZM178 264V263H177ZM206 264V263H205ZM213 264V263H212ZM216 264V263H215Z\"/></svg>",
    "mask_w": 264,
    "mask_h": 264
},
{
    "label": "crops",
    "instance_id": "obj_3",
    "mask_svg": "<svg viewBox=\"0 0 264 264\" xmlns=\"http://www.w3.org/2000/svg\"><path fill=\"white\" fill-rule=\"evenodd\" d=\"M249 0H186L204 38L209 40L208 57L220 71H231L237 77L230 83L234 94L224 98L202 99L214 103L208 109L201 106L206 123L210 124L218 149L231 151L242 143L254 149L264 169V78L260 77V39L254 32H240L243 26V9ZM245 32V31H244ZM248 37L245 45L242 40ZM242 61V62H241ZM205 64V62H204ZM246 79L240 80L241 73ZM262 78V79H260ZM240 95V96H239Z\"/></svg>",
    "mask_w": 264,
    "mask_h": 264
}]
</instances>
